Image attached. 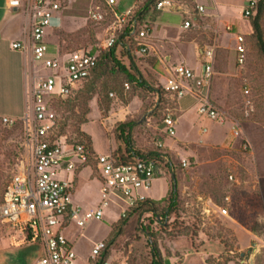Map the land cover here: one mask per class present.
Segmentation results:
<instances>
[{
  "label": "rangeland",
  "instance_id": "374dc122",
  "mask_svg": "<svg viewBox=\"0 0 264 264\" xmlns=\"http://www.w3.org/2000/svg\"><path fill=\"white\" fill-rule=\"evenodd\" d=\"M54 1L62 6L63 20L47 38L53 53L60 52L64 58L104 43L113 17L107 0ZM230 3L225 20L234 23L232 37L211 5H205V13L185 30L179 14L153 12L145 18L152 30V48L148 56L134 62L144 81L155 90L132 85L110 61L88 83L80 85L74 96L55 107L61 120L57 137L64 135L70 145L88 142L104 153L124 152L120 127L130 124L135 150L145 152L162 142L174 159L190 163L175 177H160L144 193L158 201L177 190L178 208L162 224H150L147 215L128 214L124 218L126 205L116 200L100 222L81 229L73 220L66 235L75 247L76 264L101 260L153 264L157 260L155 248L163 264H264V59L255 40L247 36L249 19L243 14L249 1ZM96 7L108 13L109 21H91V11ZM238 34L247 39L244 65L238 63L236 54ZM204 50H214L216 57L215 74L210 88L204 91L218 108L220 118L215 121L199 114L198 102L191 95L177 100L157 92L165 88L166 77L156 71V63L165 71L179 63L198 70ZM170 55H174L172 61L166 59ZM124 64L130 66L127 60ZM47 74L42 68L41 75ZM166 115L176 121L174 138L162 132ZM23 155L22 124L10 127L0 123V207L5 187ZM91 166L74 176V201L84 212L96 209L102 200L99 175ZM69 178L73 180L72 175ZM210 199L227 209L228 215L218 210L206 214ZM100 242L106 244L107 251L90 260L95 244ZM42 254L40 243L26 241L0 218V264H34Z\"/></svg>",
  "mask_w": 264,
  "mask_h": 264
},
{
  "label": "built area",
  "instance_id": "2783aa9c",
  "mask_svg": "<svg viewBox=\"0 0 264 264\" xmlns=\"http://www.w3.org/2000/svg\"><path fill=\"white\" fill-rule=\"evenodd\" d=\"M155 11H167L185 16L184 29L191 27V21L205 13V7L196 6L191 11L187 4L177 0H155ZM183 3V4H182ZM115 0H107L111 10ZM11 9L26 6L33 20L28 40L12 43L13 50L32 51L33 58L48 72L42 76L34 89L28 112L22 119L0 116V123L14 127L21 123L24 129V155L17 170L9 181L0 207V218L17 230L26 241L42 245V257L35 264H75L76 252L64 233L66 225L76 219V225L84 229L91 222H100L105 210L113 200L124 203L122 216L127 217L137 204L149 199L144 193L153 187L154 181L175 172L177 166L171 164L173 157L162 142L155 144L150 151L142 152L130 162H122L114 153L95 154L83 144H69L66 137H57L60 119L57 117L55 102L66 100L74 95L80 85L88 81L97 68L99 54L115 46L121 36L134 39L138 47L137 55L145 57L151 50L149 39L151 28L140 11L113 13L104 43L97 46L99 51L82 49L66 54H52L47 43V31L60 28L63 20L62 6L54 0H9ZM257 9V1L250 0L244 16L249 18ZM113 11V10H112ZM91 21L105 23L108 13L101 7L91 11ZM231 30V27H228ZM236 54L238 63L247 61V39L237 37ZM202 75L183 63L166 69V92L177 100L191 95L198 102V112L210 120L220 118L218 108L205 95L206 88L215 74V51L202 52ZM130 89L129 84H125ZM163 134L174 138L177 133L176 121L171 115L163 120ZM138 152V151H137ZM181 161V160H180ZM91 164L99 175L101 204L96 209L84 212L73 201L74 176ZM170 164V168L167 165ZM187 170L190 163L181 161ZM67 175H72L73 180ZM206 214L217 210L228 215L227 209L218 206L211 199L206 201ZM162 220V218H159ZM107 251L104 242L95 244L91 259H99ZM97 264H127L101 260Z\"/></svg>",
  "mask_w": 264,
  "mask_h": 264
},
{
  "label": "crops",
  "instance_id": "0c3cea01",
  "mask_svg": "<svg viewBox=\"0 0 264 264\" xmlns=\"http://www.w3.org/2000/svg\"><path fill=\"white\" fill-rule=\"evenodd\" d=\"M8 1L9 0H0V116L10 117L20 120L26 116L28 112V107L31 104L32 93L34 89L39 85L42 79V75H41L42 68L38 63L35 62L32 51L29 50L27 52H20L13 50L12 43L28 40L32 29L33 20L31 18V14L26 10V6H22L19 9H11L8 5ZM149 1L150 0H115V4L113 5L112 10L117 14L125 13L128 11H135V10L140 11V13L143 14L144 19L150 18L153 12H158V13L167 12V11H162V12L155 11L154 9L155 5L150 7L149 10H145V7L149 3ZM231 1L234 0H193V3L196 4V6L197 5L203 7H206L205 5L213 6L219 19L225 25H228L227 29L228 27H231V30L230 31L228 30V34L231 36L235 31L234 23L225 20L226 16L229 13V6L231 4L230 3ZM185 3L186 2H184V4ZM187 6L191 11H193L192 9L194 8H192L189 4H187ZM182 16L185 21V16L184 15ZM193 20L195 19L193 18L192 21ZM55 31L56 28L49 29L47 31L46 40L48 37H50L52 32ZM252 33H253V29L251 26V22L249 20V31L247 36H251ZM240 35L246 37V35L238 34V36ZM238 36H236V40H235L236 46H237ZM47 43L49 45L50 52L52 54H56L53 53L51 49V43H49L48 41ZM202 52H200V56L202 55ZM173 58L174 55H170L166 59L168 61H172ZM183 64L194 69L198 76L202 75L201 67L200 69L196 70L195 68L189 66L187 63H183ZM93 150H94L93 153L95 154H106L104 153V151H100L99 149H93ZM91 167L92 166L86 167L83 170H87V168H91ZM81 171L78 172L80 173ZM74 181H75V177H74ZM74 196L75 194H73V201H74ZM67 228H69L68 224L64 229L65 235ZM70 243L72 244L75 251V247L73 243L71 241ZM76 262L77 259L75 261V264Z\"/></svg>",
  "mask_w": 264,
  "mask_h": 264
},
{
  "label": "trees",
  "instance_id": "16d2710c",
  "mask_svg": "<svg viewBox=\"0 0 264 264\" xmlns=\"http://www.w3.org/2000/svg\"><path fill=\"white\" fill-rule=\"evenodd\" d=\"M177 1H182L186 2L189 4L191 7L193 5V0H177ZM257 1V9L253 12V15L249 17V20L251 22V26L253 29V33L250 36L252 39L255 40V45L258 48L259 52L261 53L263 59H264V0H256ZM155 0H150L149 3L146 5L145 10H149L150 7H152L155 4ZM112 13H114L112 11ZM114 15V14H113ZM112 15V16H113ZM113 19V17H112ZM136 42L134 39L127 38L125 35L121 36V39L117 41L115 46L107 51H101L99 54V63L97 68L94 70L92 77L89 79L91 80L100 67L107 62H113L117 69L123 72L127 79L130 81V83L134 86L141 87V88H149L150 90H155L151 89V87L147 84V82L144 81V78L140 74L139 70L137 69L135 65V60L137 58H145V57H140L137 55V50L138 47L136 46ZM93 54H96L99 49L97 48H91L90 49ZM129 61L130 66H127L124 64V61ZM156 71L161 74L162 76L166 77V71L163 67V65H159V63H156L155 65ZM88 80V81H89ZM86 81L84 84L88 83ZM76 90L74 94L77 92ZM157 92L162 93H167L166 90L163 88L162 90H158ZM168 94V93H167ZM74 96V95H73ZM71 98V97H70ZM69 98V99H70ZM66 100H57L55 103V107L57 108V105L59 103H62ZM60 128H61V120H60ZM131 130H132V125L130 124H124L121 125L120 127V134H121V139L123 143L125 144V150L124 152H114L115 157H117L120 161L122 162H130L135 156H141L142 152H137L135 148L132 145V140H131ZM84 136V134H83ZM60 137H64V135H60ZM79 144H83L86 146V148L93 153V148L92 145H90L88 142H78ZM77 144V143H75ZM171 164L177 166L175 172H171L170 178L175 177L178 172L184 171L185 169L182 168L181 161L172 159ZM168 168H170V164L167 165ZM16 172V171H15ZM15 174V173H14ZM13 177V176H12ZM11 177V179H12ZM10 179V180H11ZM9 183V182H8ZM8 185V184H7ZM7 187V186H6ZM5 187V189H6ZM5 191V190H4ZM4 194V192H3ZM2 201H3V196H2ZM215 203V202H214ZM2 204V203H1ZM178 208V192L176 189H173L171 193L158 201L154 200H147L146 202L139 203L137 206L132 209L131 215H147L149 217V222L150 224L153 222L155 223H164L169 216L174 213ZM159 218H162V220H159ZM126 224V223H125ZM124 226V223L122 224L121 227ZM145 230L149 232L151 236L152 233L150 232V228L147 227ZM120 233V232H119ZM119 235V234H117ZM116 238V237H115ZM154 258L157 260L153 261V264H163L162 262V256L161 253L158 251V249H154ZM169 264V263H167Z\"/></svg>",
  "mask_w": 264,
  "mask_h": 264
},
{
  "label": "water",
  "instance_id": "95a60500",
  "mask_svg": "<svg viewBox=\"0 0 264 264\" xmlns=\"http://www.w3.org/2000/svg\"><path fill=\"white\" fill-rule=\"evenodd\" d=\"M175 188H176V185H175ZM254 247V246H253Z\"/></svg>",
  "mask_w": 264,
  "mask_h": 264
}]
</instances>
